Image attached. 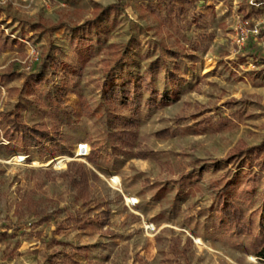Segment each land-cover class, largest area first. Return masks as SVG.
I'll use <instances>...</instances> for the list:
<instances>
[{"label":"rangeland","instance_id":"374dc122","mask_svg":"<svg viewBox=\"0 0 264 264\" xmlns=\"http://www.w3.org/2000/svg\"><path fill=\"white\" fill-rule=\"evenodd\" d=\"M180 2L175 19L161 0H0V264H264V201L244 230L217 211L238 197L227 159L264 140V3ZM138 77L153 89L105 96ZM15 113L47 132L37 146L7 138ZM77 166L100 204L85 214L62 175ZM76 215L94 227L58 229Z\"/></svg>","mask_w":264,"mask_h":264},{"label":"trees","instance_id":"16d2710c","mask_svg":"<svg viewBox=\"0 0 264 264\" xmlns=\"http://www.w3.org/2000/svg\"><path fill=\"white\" fill-rule=\"evenodd\" d=\"M163 6L165 7L168 14H171L175 19H179L182 17V3L181 0H161ZM254 3H264V0H253ZM114 8L113 5L106 6L101 11V16H104L106 12L111 11ZM99 17L92 18L89 20L91 25H97L99 21ZM71 42L75 44H80V39H71ZM6 43V39L3 38L0 34V48L3 47ZM121 57V56H120ZM54 63H57V60L54 58L44 59L41 61L39 66L35 69V72L30 75V79L35 82H40L43 79V75L45 71L51 69L54 66ZM152 63V62H151ZM159 71L154 72L150 70V74L159 75ZM144 86L146 89H153V81L150 82L146 78H136L135 81L131 82L130 80L127 82H123L118 84L113 82V80H107L103 84V92L107 99L111 102H114L119 97L124 95H128L130 89H140ZM9 131L7 132L8 139H15L20 146L23 148H28L32 146H37L41 140L47 135L44 129L39 126L28 127L20 124L18 120L17 113L11 114L9 117ZM264 139V138H263ZM238 157L235 158L232 155V158L227 159V164L232 163L233 161H240L241 168L236 174L237 182H240L237 187L235 182H231L228 184L225 182V189H232V193H237L238 197L230 200H226L224 194L220 196L217 200V211L220 213L223 221L226 225V232L228 231H239L245 229V219L248 217L252 219L260 214L261 207L258 205L249 216L246 213V206L250 205L256 201H264V140L261 141L257 146L250 147L245 151L240 152ZM252 166H256V170L253 171L251 169ZM71 167L67 168L62 175L67 176L74 187L77 188V196L78 199H81L80 206L83 209V213L89 212L90 210H95L99 208L100 204L91 197V192L88 187V176L87 172L83 167H76L71 170ZM94 176V174H93ZM95 225V220L90 218H85L83 215L81 216H70L61 220L58 223V229H70L76 228L81 231H88L92 229ZM3 235V232L0 231V238ZM250 249L253 253L264 260V236L260 237L256 234H253L249 243ZM78 247L76 249L81 250L84 249ZM181 262L178 264H189L186 256L182 254Z\"/></svg>","mask_w":264,"mask_h":264},{"label":"built area","instance_id":"2783aa9c","mask_svg":"<svg viewBox=\"0 0 264 264\" xmlns=\"http://www.w3.org/2000/svg\"><path fill=\"white\" fill-rule=\"evenodd\" d=\"M77 156H82L86 152V144H78Z\"/></svg>","mask_w":264,"mask_h":264}]
</instances>
